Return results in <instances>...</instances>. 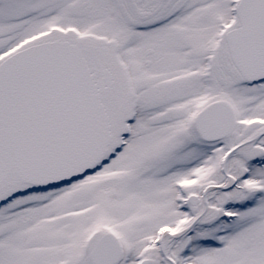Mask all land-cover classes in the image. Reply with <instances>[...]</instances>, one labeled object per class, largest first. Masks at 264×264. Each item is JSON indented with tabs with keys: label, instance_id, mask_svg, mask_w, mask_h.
Here are the masks:
<instances>
[{
	"label": "snow or ice",
	"instance_id": "snow-or-ice-1",
	"mask_svg": "<svg viewBox=\"0 0 264 264\" xmlns=\"http://www.w3.org/2000/svg\"><path fill=\"white\" fill-rule=\"evenodd\" d=\"M0 264H264V0H0Z\"/></svg>",
	"mask_w": 264,
	"mask_h": 264
}]
</instances>
